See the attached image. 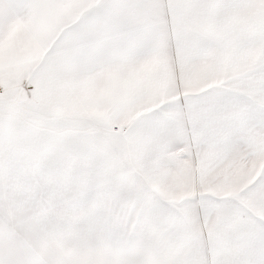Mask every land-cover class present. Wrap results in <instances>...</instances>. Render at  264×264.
<instances>
[{"label": "snow or ice", "instance_id": "6c2138e0", "mask_svg": "<svg viewBox=\"0 0 264 264\" xmlns=\"http://www.w3.org/2000/svg\"><path fill=\"white\" fill-rule=\"evenodd\" d=\"M0 264H264V0H0Z\"/></svg>", "mask_w": 264, "mask_h": 264}]
</instances>
